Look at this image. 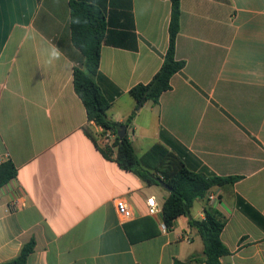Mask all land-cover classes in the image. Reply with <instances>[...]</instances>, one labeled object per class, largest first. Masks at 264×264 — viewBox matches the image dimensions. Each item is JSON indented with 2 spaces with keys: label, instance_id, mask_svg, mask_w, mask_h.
<instances>
[{
  "label": "crops",
  "instance_id": "0c3cea01",
  "mask_svg": "<svg viewBox=\"0 0 264 264\" xmlns=\"http://www.w3.org/2000/svg\"><path fill=\"white\" fill-rule=\"evenodd\" d=\"M105 14L94 80L143 156L160 143L190 171L238 177L197 199L169 231V191L106 159L113 138L88 123L74 88L84 58L72 42L71 2ZM176 58L185 67L158 104L138 109L169 46L170 0H0V156L16 179L0 188V264L34 242L27 264H175L204 258L189 220L208 208L224 220L222 264H264V0H180ZM94 133L97 144L84 127ZM160 211L149 215L146 200ZM129 203L123 222L116 201ZM17 202V205L15 204ZM191 264H205L204 262Z\"/></svg>",
  "mask_w": 264,
  "mask_h": 264
},
{
  "label": "trees",
  "instance_id": "16d2710c",
  "mask_svg": "<svg viewBox=\"0 0 264 264\" xmlns=\"http://www.w3.org/2000/svg\"><path fill=\"white\" fill-rule=\"evenodd\" d=\"M170 1L169 46L163 64L153 79L147 84H138L131 89L130 94L138 106L146 102L158 104L161 95L171 89V78L185 67V62L176 58V39L181 15L180 0ZM106 27L105 14L101 9L84 2H71L72 42L84 58L80 66L74 68V88L85 107L88 123H94L102 128L103 133L111 132L115 136L111 145L102 148L98 146L102 155L106 159H114L121 169L134 172L148 185H158V181L161 180L170 188L169 195L162 205L164 224L169 231L178 217L190 214L195 200L206 198L214 187L236 182L238 177L207 176L190 171L160 143L154 144L139 157L127 134L122 139L118 138V130L121 126L128 127L136 113H132L124 123L110 120L107 113L111 104L94 80L100 65L101 46L105 41ZM84 130L98 145L89 127H84ZM16 176L17 170L10 158L0 164V188L16 179ZM189 223L202 238L204 258L202 260L195 258L187 263L176 260L175 264H191L192 261L222 264L221 257L230 254L221 240L225 220L216 211L208 208L205 210L204 219H190ZM33 250L34 242L31 241L23 247L19 257L12 261V264H27Z\"/></svg>",
  "mask_w": 264,
  "mask_h": 264
},
{
  "label": "built area",
  "instance_id": "2783aa9c",
  "mask_svg": "<svg viewBox=\"0 0 264 264\" xmlns=\"http://www.w3.org/2000/svg\"><path fill=\"white\" fill-rule=\"evenodd\" d=\"M106 138H115V136L111 133V132H106ZM113 143V142H112ZM8 158L2 157L0 156V164L4 163ZM207 200L209 201L210 204H214L216 203L219 198L218 195L216 193H208L207 195ZM15 204L17 205V202H15ZM146 205H147V209H148V214L149 215H155L156 213H158L160 211V206L159 204L156 202L155 197H150L146 200ZM116 211L120 217V219L123 222H127L133 219V212L132 209L129 205L128 202H126L125 200H119L116 201ZM164 231H166V226H164L163 228Z\"/></svg>",
  "mask_w": 264,
  "mask_h": 264
},
{
  "label": "water",
  "instance_id": "95a60500",
  "mask_svg": "<svg viewBox=\"0 0 264 264\" xmlns=\"http://www.w3.org/2000/svg\"><path fill=\"white\" fill-rule=\"evenodd\" d=\"M141 107V104L138 106V109ZM126 135V126H121V128L117 132V136L119 139H122ZM159 185H161L163 188L170 191V188L161 180L158 181Z\"/></svg>",
  "mask_w": 264,
  "mask_h": 264
},
{
  "label": "rangeland",
  "instance_id": "374dc122",
  "mask_svg": "<svg viewBox=\"0 0 264 264\" xmlns=\"http://www.w3.org/2000/svg\"><path fill=\"white\" fill-rule=\"evenodd\" d=\"M152 103V102H151Z\"/></svg>",
  "mask_w": 264,
  "mask_h": 264
}]
</instances>
